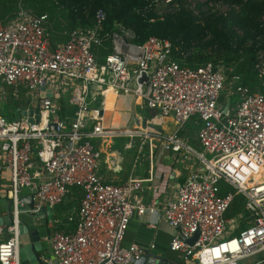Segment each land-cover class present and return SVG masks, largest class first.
Returning <instances> with one entry per match:
<instances>
[{
	"label": "built area",
	"instance_id": "obj_1",
	"mask_svg": "<svg viewBox=\"0 0 264 264\" xmlns=\"http://www.w3.org/2000/svg\"><path fill=\"white\" fill-rule=\"evenodd\" d=\"M156 2L167 7L178 4ZM48 19L47 14L21 8L10 23L0 21V86L36 93L21 117L9 119L0 112V190L12 203L11 224H0V264H21L23 214L49 243L55 258L50 264H148L145 249L123 243L135 216L152 227L165 220L177 229L170 249L185 264H262L263 259L256 257L264 255V180L251 177L264 165V93L239 83V76H233L228 87L224 67L212 61L198 67L182 65L173 58L168 38L151 36L138 44L135 31L121 22L107 30L103 9L97 10L94 25L76 27L55 46ZM98 48L110 50L104 61L97 59ZM52 74L61 76L60 85L65 80L78 82L71 96L77 106L74 115L62 113ZM143 76L147 80L141 81ZM92 84L133 92L160 116L174 117L177 130L162 141L185 160L190 174L162 208L142 201L144 178L131 176L113 183L100 176L102 153L94 139L153 134L149 127L140 132L104 127L98 119L100 108H91L96 103L89 97ZM42 87L52 89L53 96L41 97ZM227 97L231 102L225 112ZM195 118L201 122V149L179 133ZM221 181L234 191L222 194ZM73 187L83 193L75 215L68 217L75 227L57 229L58 219L51 218L50 211ZM31 193L30 207L22 198ZM240 194L244 207L229 228L226 213ZM242 219L248 226L229 236ZM196 233L194 243L186 241Z\"/></svg>",
	"mask_w": 264,
	"mask_h": 264
},
{
	"label": "trees",
	"instance_id": "obj_2",
	"mask_svg": "<svg viewBox=\"0 0 264 264\" xmlns=\"http://www.w3.org/2000/svg\"><path fill=\"white\" fill-rule=\"evenodd\" d=\"M183 2L177 0V5L159 13L156 0H0V21L10 23L21 8L34 15L47 14L48 32L55 46L65 42L76 27L94 25L97 10L103 9L107 30L121 22L135 31L138 44L151 36L168 38L173 42V58L182 65L198 67L212 61L224 67L230 80L239 76V83L264 93V73L259 66V53H264V0H230L228 3L235 7L221 14L211 10L196 14ZM105 45L109 47L110 41ZM96 50L99 61H104L110 51ZM191 125L197 130L201 122ZM221 188L222 194L234 191L224 181ZM82 195L73 187L68 194L72 200L65 207H78ZM244 203V196L237 195L226 217L242 211ZM246 226L243 223L240 230Z\"/></svg>",
	"mask_w": 264,
	"mask_h": 264
},
{
	"label": "crops",
	"instance_id": "obj_3",
	"mask_svg": "<svg viewBox=\"0 0 264 264\" xmlns=\"http://www.w3.org/2000/svg\"><path fill=\"white\" fill-rule=\"evenodd\" d=\"M64 83H67L68 92L62 91L60 93L62 113L71 116L77 110V106L71 102V96L78 82L65 80ZM6 87L10 88L9 92L5 91ZM20 89L26 90L24 87L0 86V91L10 98L17 95ZM108 91L113 94L110 100H107ZM89 97L96 98V103L91 108H100L98 119L104 127H132L139 132L143 127L151 129L153 135L150 138L135 136V138L141 137L144 141L134 150H131L134 137L123 136L108 140L94 139L93 143L102 153L99 174L106 182L120 183L131 176L144 178V188L140 193L142 201L145 204L154 202L159 208H162L166 202L176 197L177 189L190 174L189 167L184 162L185 160L162 141L164 137L174 134L177 130L174 117L160 116L157 111L149 108L145 101L133 92H124L105 85L92 84L89 86ZM93 113L91 111L92 115ZM138 117L139 121H137ZM197 121L198 119L195 118L187 122L179 133L193 147L201 149L198 138L199 129L194 130L191 128V123L195 124ZM166 122L170 123V127H168L170 132H166ZM117 138H128V141L125 142L127 144H118ZM106 142L109 143L107 144ZM196 142H198V146L195 145ZM0 197L5 198L9 202L2 190H0ZM65 201L53 210L54 217L58 219L56 228L72 231L75 224L74 222H68V217L72 215V212L63 210L66 204ZM7 207L8 204L3 209L0 207V221L4 222V217L8 214ZM78 207H73L74 211ZM234 216L233 218L227 217L229 226ZM24 219L27 220L25 217ZM143 220L145 221V218L142 219L135 216L130 221L123 243L126 246L136 243L146 250L147 255L152 254L159 258H164L173 264H185L181 255L170 249L172 237L178 230L170 227L165 220H161L156 227L149 226ZM46 222L44 220L40 221L43 224ZM32 227L36 228L37 225L34 223ZM229 232L231 231L229 230ZM41 234L43 233L41 232ZM41 234V240L35 243L29 235H22L24 247L22 248L21 244V264H50V262L54 261L55 258L50 245L42 238ZM152 245L155 247L151 248Z\"/></svg>",
	"mask_w": 264,
	"mask_h": 264
},
{
	"label": "rangeland",
	"instance_id": "obj_4",
	"mask_svg": "<svg viewBox=\"0 0 264 264\" xmlns=\"http://www.w3.org/2000/svg\"><path fill=\"white\" fill-rule=\"evenodd\" d=\"M183 1H184L183 4L187 8H190L191 10H193L196 14H199L203 10L216 11L219 14L227 13L232 7H235V6L230 5V3H228V1H230V0H183ZM157 7L159 10L158 11L159 13L166 12V10H167V5H165V3L160 2L157 5ZM259 59H260V63H259L260 69L262 71H264V53H259ZM49 78H50L52 83H56L55 91H56L57 95L62 93V91L66 92V93L68 92V87L66 86L67 83L60 85V81H61L60 75L52 74ZM230 82H231V80L228 78V82H227L228 87L230 86ZM5 91L9 92L10 88L6 87ZM226 94H227V89L225 90V95ZM5 95L3 92L0 91V112L3 115L7 116L8 118L10 117V119H17L23 114L24 108L27 106L29 100H33L35 98L36 93L28 91V90L20 89L19 93L12 98H10L7 95L5 96ZM223 99L224 98H222V101H223ZM232 102L234 103V100H232ZM137 121H139V117L137 118ZM137 123L139 124V122H137ZM169 124H170L169 122H166V124H165V126L167 127L166 132H170V130H168V127H170ZM129 139H131V138H129ZM116 141L118 144L121 143V144L126 145L127 143L125 144V142L128 141V138H120V139L117 138ZM143 141H144V139H142L141 137H137V138L134 137V139L132 141L133 148L131 150H134L136 147H138V145L142 144ZM195 145L198 146V142H196ZM24 192L27 193L28 189H25ZM71 200H72L71 198L67 197V199L65 201V203L67 205L65 204V206H69L68 203L71 202ZM7 202L8 201L5 198L0 197V207L2 209L8 204ZM73 207H71V208L64 207L63 210L65 212L70 211V212H72L73 215H75V211H74ZM67 209H69V210H67ZM50 212H51L50 217L54 218L53 217L54 212L52 210ZM22 217L23 218L25 217L27 219V221H29L31 223V225L34 226V223H32L33 220L29 217V215L23 214ZM231 218H233V216H231ZM243 223L248 226L247 220L245 221L244 219H242L241 224L238 222L236 223V226H237L236 229H233L234 232H232L229 236L237 235V233H239L240 228H242ZM232 225H233V222L231 223V226ZM231 226L229 228H231ZM239 226H240V228H239ZM227 231L229 232V230H227ZM23 244H24V242L22 241V248L24 247ZM256 259L257 260L263 259L262 264H264V255L263 254L258 255L256 257Z\"/></svg>",
	"mask_w": 264,
	"mask_h": 264
},
{
	"label": "water",
	"instance_id": "obj_5",
	"mask_svg": "<svg viewBox=\"0 0 264 264\" xmlns=\"http://www.w3.org/2000/svg\"><path fill=\"white\" fill-rule=\"evenodd\" d=\"M147 80V76H143V78L141 79V81H145ZM40 95L41 97H45V96H53V92H52V89L50 88H45V87H42L41 88V92H40ZM230 102H231V98L230 97H227L226 99V103H225V108H224V111L226 112L228 109H229V106H230ZM34 112L36 113V117H38V112L39 110L38 109H35ZM33 114V110H30L28 115L32 116ZM32 122L34 121L33 118L30 119ZM22 201L24 203H26L28 206H33V194H29L25 197L22 198ZM11 201L8 202V214L4 217V222L7 223V224H11L12 222V219H11V216H12V207H11ZM44 212H47V209L44 207L42 209ZM3 221H0V224H3L4 223ZM21 234L22 235H29L33 242H39L41 240V236H40V231L39 229L36 227V228H33L32 225L27 221L25 220L24 218L21 220ZM197 236L198 234L196 233L194 235V237L192 238H185L187 242L189 243H194L197 239ZM149 262L148 264H166L168 260L164 259V258H159L158 256H155V255H152V254H149ZM170 264H173L172 262H170Z\"/></svg>",
	"mask_w": 264,
	"mask_h": 264
},
{
	"label": "bare ground",
	"instance_id": "obj_6",
	"mask_svg": "<svg viewBox=\"0 0 264 264\" xmlns=\"http://www.w3.org/2000/svg\"><path fill=\"white\" fill-rule=\"evenodd\" d=\"M112 95H113L112 92L111 91L110 92L108 91L107 92V100H110L113 97ZM251 180H256V181L257 180H260V181H263L264 180V165H263L261 171L258 174H255V175H253L251 177ZM249 183H252V182L250 181Z\"/></svg>",
	"mask_w": 264,
	"mask_h": 264
}]
</instances>
